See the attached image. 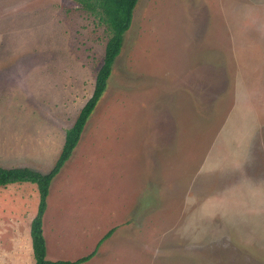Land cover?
I'll return each instance as SVG.
<instances>
[{"label":"rangeland","instance_id":"374dc122","mask_svg":"<svg viewBox=\"0 0 264 264\" xmlns=\"http://www.w3.org/2000/svg\"><path fill=\"white\" fill-rule=\"evenodd\" d=\"M108 31L74 0H0V167L48 173ZM36 185L0 187V264H35ZM47 258L264 264V0H139L55 177Z\"/></svg>","mask_w":264,"mask_h":264},{"label":"trees","instance_id":"16d2710c","mask_svg":"<svg viewBox=\"0 0 264 264\" xmlns=\"http://www.w3.org/2000/svg\"><path fill=\"white\" fill-rule=\"evenodd\" d=\"M82 9L93 17L99 18L108 31V41L105 48L103 64L96 76L95 89L91 98L81 109L74 125L66 132L61 153L48 173H41L28 167L3 168L0 167V187H7L17 183H30L36 185L39 194L37 214L30 226V236L35 264H84L90 261L97 253L99 247L109 239L114 230L109 231L98 243L96 250L87 256L75 261L57 260L47 258V246L44 236V215L48 207L50 188L55 177L71 158L75 148L80 142L82 133L88 119L96 109L101 97L105 93L108 81L112 76L113 66L121 54L125 34L130 30L134 17V10L139 0H74Z\"/></svg>","mask_w":264,"mask_h":264},{"label":"crops","instance_id":"0c3cea01","mask_svg":"<svg viewBox=\"0 0 264 264\" xmlns=\"http://www.w3.org/2000/svg\"><path fill=\"white\" fill-rule=\"evenodd\" d=\"M34 218V217H33ZM33 218H32V220H33ZM32 222V221H31Z\"/></svg>","mask_w":264,"mask_h":264}]
</instances>
